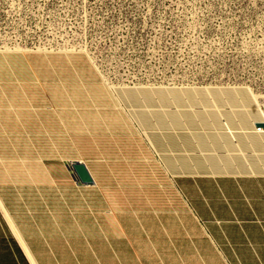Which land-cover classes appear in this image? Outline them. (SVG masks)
Wrapping results in <instances>:
<instances>
[{
  "label": "rangeland",
  "instance_id": "obj_1",
  "mask_svg": "<svg viewBox=\"0 0 264 264\" xmlns=\"http://www.w3.org/2000/svg\"><path fill=\"white\" fill-rule=\"evenodd\" d=\"M262 122L264 0H0L6 196L166 211L163 161L264 167ZM71 160L98 186L72 189Z\"/></svg>",
  "mask_w": 264,
  "mask_h": 264
},
{
  "label": "crops",
  "instance_id": "obj_2",
  "mask_svg": "<svg viewBox=\"0 0 264 264\" xmlns=\"http://www.w3.org/2000/svg\"><path fill=\"white\" fill-rule=\"evenodd\" d=\"M198 157L163 161L172 202L148 215L106 197L82 215L43 185L8 196L0 189V264H264V167ZM90 173L94 185L70 187H97Z\"/></svg>",
  "mask_w": 264,
  "mask_h": 264
},
{
  "label": "water",
  "instance_id": "obj_3",
  "mask_svg": "<svg viewBox=\"0 0 264 264\" xmlns=\"http://www.w3.org/2000/svg\"><path fill=\"white\" fill-rule=\"evenodd\" d=\"M256 125L264 127V123H256ZM67 168L72 172V176L77 185L89 186L95 184L88 166L83 161L71 160L68 162Z\"/></svg>",
  "mask_w": 264,
  "mask_h": 264
},
{
  "label": "built area",
  "instance_id": "obj_4",
  "mask_svg": "<svg viewBox=\"0 0 264 264\" xmlns=\"http://www.w3.org/2000/svg\"><path fill=\"white\" fill-rule=\"evenodd\" d=\"M261 129V126L257 127V131H259Z\"/></svg>",
  "mask_w": 264,
  "mask_h": 264
},
{
  "label": "bare ground",
  "instance_id": "obj_5",
  "mask_svg": "<svg viewBox=\"0 0 264 264\" xmlns=\"http://www.w3.org/2000/svg\"><path fill=\"white\" fill-rule=\"evenodd\" d=\"M263 123V122H262ZM262 128H264L263 126H261Z\"/></svg>",
  "mask_w": 264,
  "mask_h": 264
}]
</instances>
